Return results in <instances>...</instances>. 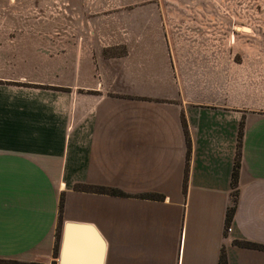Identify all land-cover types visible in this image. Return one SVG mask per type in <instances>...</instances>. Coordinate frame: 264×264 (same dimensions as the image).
I'll return each mask as SVG.
<instances>
[{"label": "crops", "instance_id": "0c3cea01", "mask_svg": "<svg viewBox=\"0 0 264 264\" xmlns=\"http://www.w3.org/2000/svg\"><path fill=\"white\" fill-rule=\"evenodd\" d=\"M191 1L81 0L50 44L0 0L1 262L50 264L74 223L103 264H264V66Z\"/></svg>", "mask_w": 264, "mask_h": 264}, {"label": "rangeland", "instance_id": "374dc122", "mask_svg": "<svg viewBox=\"0 0 264 264\" xmlns=\"http://www.w3.org/2000/svg\"><path fill=\"white\" fill-rule=\"evenodd\" d=\"M76 4H81V0H14L15 42L32 37L29 29L37 26L46 28L47 43L63 41V37H69L64 31L76 25L75 19L79 17ZM185 9L200 12L189 17L190 25L221 22L223 40L237 42L236 58L245 55L254 59L255 67L264 66V0H198L185 4ZM203 11L221 14L211 18L201 14ZM50 264H58V258Z\"/></svg>", "mask_w": 264, "mask_h": 264}, {"label": "water", "instance_id": "95a60500", "mask_svg": "<svg viewBox=\"0 0 264 264\" xmlns=\"http://www.w3.org/2000/svg\"><path fill=\"white\" fill-rule=\"evenodd\" d=\"M105 243L91 226H64L58 264H103Z\"/></svg>", "mask_w": 264, "mask_h": 264}, {"label": "trees", "instance_id": "16d2710c", "mask_svg": "<svg viewBox=\"0 0 264 264\" xmlns=\"http://www.w3.org/2000/svg\"><path fill=\"white\" fill-rule=\"evenodd\" d=\"M240 135H239V140H240ZM237 177H238V161L235 163L234 170H233V175H232L234 184L236 183ZM78 188L81 189V190H84V191L85 190H92L91 188H88V187H78ZM111 193L112 194H117V191L112 190ZM62 208H63V202H61V205H60V209L61 210H62ZM233 212H234V208H231L229 210V212H228L229 219L232 217ZM60 239H61V224H59L58 231H57V234H56V242H55L54 252H53V258H55V259L58 258ZM0 264H21V263L1 262L0 261ZM30 264H37V263H30ZM221 264H225L224 257L222 258Z\"/></svg>", "mask_w": 264, "mask_h": 264}, {"label": "built area", "instance_id": "2783aa9c", "mask_svg": "<svg viewBox=\"0 0 264 264\" xmlns=\"http://www.w3.org/2000/svg\"><path fill=\"white\" fill-rule=\"evenodd\" d=\"M226 231H227V233H231L232 232V229H231V227H228L227 229H226Z\"/></svg>", "mask_w": 264, "mask_h": 264}]
</instances>
